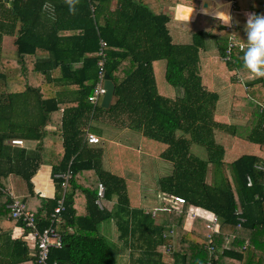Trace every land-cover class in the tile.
Masks as SVG:
<instances>
[{"label":"trees","instance_id":"16d2710c","mask_svg":"<svg viewBox=\"0 0 264 264\" xmlns=\"http://www.w3.org/2000/svg\"><path fill=\"white\" fill-rule=\"evenodd\" d=\"M201 2L199 7V0H0V185L9 187L12 173L26 181L31 195L24 202L40 230L51 224L64 195V209L53 223L63 244L51 248V261L117 264L116 246L99 232L102 221L115 219L119 241L138 252L136 264H264V170L256 168L264 165V155L243 152L225 160V137L257 143L264 152V117L251 128L218 119L223 98L214 83L220 75L234 86L246 79L244 95L233 93L232 103L253 109L261 101L264 109V76L243 67L244 24L228 26L202 14L205 7L229 13L230 2ZM178 3L199 7L178 5V17L202 12L187 22L188 42L173 35L169 11ZM234 4L264 13V0ZM207 36L217 47L212 56L206 53ZM5 37L14 44L12 55L4 52ZM100 39L108 43L104 72L116 85L108 108L102 99L94 104L88 98L98 79ZM121 103L172 166L158 179L155 215L138 205L126 178L104 166L103 148L86 138L94 111L111 112ZM13 138L37 144L15 145ZM193 143L205 148V157L192 150ZM42 163L52 166L54 197L35 193L32 179ZM68 168L73 175L64 189L56 174ZM87 170L95 172L94 180ZM99 182L104 198L117 197L112 208L97 203ZM163 194L184 196L183 211L162 210L170 203ZM10 200L0 190V264H40L36 243L33 252L25 239L3 231L4 221L8 227L22 225L12 216ZM191 206L218 214L219 229L211 238L205 219L188 216Z\"/></svg>","mask_w":264,"mask_h":264},{"label":"crops","instance_id":"0c3cea01","mask_svg":"<svg viewBox=\"0 0 264 264\" xmlns=\"http://www.w3.org/2000/svg\"><path fill=\"white\" fill-rule=\"evenodd\" d=\"M230 2V23L226 24L228 26H231L232 24H244L246 20V16L248 13H254V10L252 9H247V10H240L237 11L238 9L235 8L234 0H227ZM202 2L199 0V7L201 6ZM178 5H183L187 6L193 9H198L199 7H193L189 5H185L182 3H178L175 7L170 8V14L173 16V22L175 24L174 29L177 33V35H182V31L188 27L187 22H192L196 19L197 15L202 12H198L194 18L191 19H185L178 17L176 14V10ZM116 2H112V8H115ZM225 24V23H223ZM173 26V24H172ZM11 37H5V41L7 39H10ZM4 41V44H5ZM14 46V45H13ZM15 47L13 48V50ZM6 51V48L4 47V52ZM8 54L7 52H5ZM221 78H217L214 76V83H216V86L222 94L223 102L221 104V113L217 117L220 120L226 121V122H238L241 123L249 128L255 126L261 117H264V109H263V104L261 101H256L255 107L250 109L244 102L234 104L232 103V96L229 98V94L232 91V94L235 92H239L240 95H244L242 92L247 89V82L246 79H241L239 80L236 86H234L232 83H230L228 78L224 75H220ZM228 81V82H227ZM225 87V88H224ZM223 88L226 92H223ZM250 95V94H248ZM114 102V97L112 99V102ZM126 106L124 103L119 104L115 109H113L111 112H106L102 110H95L94 113L96 114L95 116L93 115V119L99 120L105 119V120H110L112 119L115 115H118L122 122L126 121L127 126L131 125V122L133 124L139 126L138 121L135 120L136 118L127 112ZM92 119V120H93ZM104 121V120H103ZM109 123V121H108ZM112 124V130L111 126H109L110 131H113V128L119 129L121 132H117L116 136L121 135L124 133V131L128 130L129 127L123 128V124ZM110 124V125H111ZM130 124V125H129ZM50 126V125H49ZM53 127V126H51ZM55 128V127H54ZM99 128V127H98ZM100 131L93 130L89 126L87 131L93 132L97 134L100 138L101 141L95 145L101 146L103 148V164L104 166L126 178V181L128 183V189L129 193L137 200L138 205L144 207V205H141L142 201L147 202L148 195H149V190L150 186L148 185V180H146L145 176H143V172L141 175L138 176V178L134 177V175L139 174L142 170V161H141V153L144 151H147V153L152 150L153 153L152 155L160 158V153L158 149L155 148H150L147 147L145 144V141H148L145 135L142 133V127L139 129V134L135 136H131L132 140L135 142L134 144L130 143V138L125 137L126 141L123 140L122 138L119 139L118 137H111L104 139V132L106 127L99 128ZM116 132V131H115ZM113 134V133H112ZM123 137V136H122ZM14 139V138H13ZM22 139V138H19ZM23 143L22 144H15V145H21V146H28V147H34L37 144V141L35 140H26L22 139ZM105 140H109V144H106ZM227 143V142H226ZM93 144V143H92ZM157 148V147H156ZM243 152H255L257 154L264 155V152L260 149L259 145L257 143L247 141L245 139L241 138H235L234 140L231 139L229 143L226 145V152H225V160L228 162H231L232 160L236 159L240 154ZM130 172L133 175L128 176L126 173ZM86 175L88 176L89 179L94 180V176L96 175L93 170H87ZM160 177V176H159ZM159 179V178H158ZM208 179L211 181L212 180V169L209 170L208 172ZM33 183H34V190L35 193L38 194L39 196L43 197H54L55 192H56V186L55 182L52 177V166L49 163H42L35 175L33 176ZM9 183L10 186L8 188L12 189L16 195H18L23 201H25V198L29 197L31 194L29 192L28 186L26 181L20 177L19 175L12 173L9 175ZM24 183L26 184V193H23V186ZM98 186V185H97ZM157 186L158 185V180H157ZM159 190V188H158ZM159 194V191L157 195ZM117 197L114 196L112 199H106L104 198V201L102 203L103 206H107L108 208H112L114 204L116 203ZM158 200V198H157ZM145 204V203H144ZM159 206V200H158V205ZM149 207L146 206V210L149 209H154V207ZM101 207V208H102ZM165 219L167 218L166 214H163ZM171 215V214H170ZM169 215V216H170ZM106 221H102L99 225V232L102 234V232H105V235L115 246H116V258L117 261H119L120 264H136L134 261V257L137 256L138 252H134L133 249L130 247H124L122 242L119 241V230L117 223L115 219H110L104 224ZM8 224V225H6ZM3 227L7 231L12 234L13 237H20L26 240L28 243L30 250L35 251V241L32 238L25 237L23 235V231L21 230V225H16L14 224L13 226H10V223L8 222H2ZM105 225V226H103ZM104 227V228H103ZM103 229V231H102Z\"/></svg>","mask_w":264,"mask_h":264},{"label":"built area","instance_id":"2783aa9c","mask_svg":"<svg viewBox=\"0 0 264 264\" xmlns=\"http://www.w3.org/2000/svg\"><path fill=\"white\" fill-rule=\"evenodd\" d=\"M12 1V0H8ZM231 38V37H230ZM108 43L104 39H100V45L98 49V65H99V73L98 79L94 86L93 92L88 96L89 100L98 104L104 93L106 92L105 88V61H106V51ZM232 44H230L231 47ZM229 47V48H230ZM86 138L90 143H99L101 138L90 131H87ZM12 144H22L23 140L19 138L11 139ZM256 168L264 170V165L257 164ZM73 175V172L70 168H68L65 172H61L56 174L57 177L62 178V187L65 189ZM248 185H251L253 182L252 177L249 175L247 178ZM0 190L6 192L11 197L10 202L8 203V207L11 209L12 216L21 220V230L23 231V235L28 238H32L38 247V253L36 255L37 261L40 264H62L58 260H50V250L52 247H61L63 244V240L60 232L57 231L53 223L55 220H58L60 217L61 211L64 209V195L58 200V204L55 207L53 213L51 214V224L45 227L43 230H40L37 222L36 213L27 208L25 202L14 193L12 189L5 188L0 185ZM105 185L102 182L98 184L97 190V203L102 207V200L105 197ZM163 197L167 199L170 203L160 207L162 210L167 211L168 213H181L183 211V206L186 203V198L182 195L177 194H163ZM158 208L152 209L153 214L155 215ZM188 216L190 218L201 217L206 221V227L209 231L208 237H212V233L219 229L220 218L217 213L210 211L208 209L191 206L186 210ZM240 213V212H239ZM241 221L244 220L243 217H239ZM28 228V231H26ZM210 252L214 251L213 247H209ZM206 264H214L212 261L206 262Z\"/></svg>","mask_w":264,"mask_h":264},{"label":"rangeland","instance_id":"374dc122","mask_svg":"<svg viewBox=\"0 0 264 264\" xmlns=\"http://www.w3.org/2000/svg\"><path fill=\"white\" fill-rule=\"evenodd\" d=\"M237 11H240V10H237ZM202 14H204V13H202ZM229 14H230V10H229ZM186 25H189V24H186ZM174 26H175V24L173 23V27ZM173 35H174V38H175L176 41L188 42V41L192 40V32L190 31L189 27H187L186 35L184 33L181 36L177 35L176 33L173 34ZM206 43H207V46H209V49L206 50V53L208 55H211V56L214 55L217 52V47H216V45H214V43H212V41L210 40V38L208 36L206 38ZM13 45L14 44L12 43V41L10 39H7L5 41V48H6L5 52H7L9 55L13 54V48H14ZM217 78H219V77H217ZM224 88H223V92H226L224 90ZM231 96H232V91L229 94V98H231ZM126 110L129 113V110L128 109H126ZM95 115L96 114L94 113V116ZM108 121H109V123H108ZM108 121L105 120V119H101V118H99V120L93 119L91 121L90 127H91V129H93V130L97 129L98 131H100V129H99L100 127L101 128L103 127V129H104V127H106L105 132L103 134L104 135V139L111 138V137L117 138L119 136L118 137L119 139L122 138L123 140L126 141L125 137H129L130 138L129 142L132 143V144L135 143L132 140L131 136L132 135L135 136V135L139 134V129H140L139 126L133 124V122H131V125L129 124L130 126H127V122L126 121L122 122V120L120 119V117L118 115H115L112 119H110ZM112 122H113V124H120V125L123 124L122 125L123 128H125V127H129V128H128V130L124 131V133H122L121 135L116 136L117 132L120 133L121 131L119 129L113 128V131L111 132L110 128L112 130V124H111ZM109 126H111V127L109 128ZM225 141L227 143H229L231 141V138L230 137H225ZM103 142H105L106 144H109V140H105ZM145 144H146L147 147H150V148H155L156 149V147H157L156 143H151L150 141H145ZM192 150H194L200 156H203V157L206 156L205 148L203 146L199 145V144L193 143L192 144ZM152 153H153L152 150H150L148 153H147V151H145V152L143 151L141 153V158L140 159L142 161V170H141V172L139 174L134 175V177L138 178V176L141 175L142 172H143V176H145L146 180H148V185L151 187L150 190H149L150 191L149 195H148L149 199L147 200V202H143V201L141 202L142 203L141 205H144L145 208H146V206L153 207V206H157L158 205L157 198L159 197L158 196L159 194L157 195V193H158L159 190H158V186H157V180H158L159 176H161L163 174H167L168 172H170L171 167H172L169 161H166V160H164L162 158H158V157L152 155ZM126 174L128 176H132L133 175L130 172H127ZM22 190H23V193H26V184L25 183H24V186H23ZM155 208H157V207H154V209ZM160 212L161 211H159V213ZM157 219H159V217H157ZM106 222L104 224H107ZM103 226H105V225H103ZM102 231H103V229H102ZM102 234L105 235V232L103 231ZM117 264H120L119 261H117Z\"/></svg>","mask_w":264,"mask_h":264},{"label":"clouds","instance_id":"9594fccd","mask_svg":"<svg viewBox=\"0 0 264 264\" xmlns=\"http://www.w3.org/2000/svg\"><path fill=\"white\" fill-rule=\"evenodd\" d=\"M70 11L72 10L70 6ZM201 11L229 24L230 14L223 10H211L207 7ZM244 39L242 64L249 72L264 76V13H248L244 23Z\"/></svg>","mask_w":264,"mask_h":264},{"label":"water","instance_id":"95a60500","mask_svg":"<svg viewBox=\"0 0 264 264\" xmlns=\"http://www.w3.org/2000/svg\"><path fill=\"white\" fill-rule=\"evenodd\" d=\"M105 78H106L105 80L106 92L104 93L102 97L101 105L105 108H108L111 105V102H112V99L115 93L116 85L108 73L105 74Z\"/></svg>","mask_w":264,"mask_h":264}]
</instances>
